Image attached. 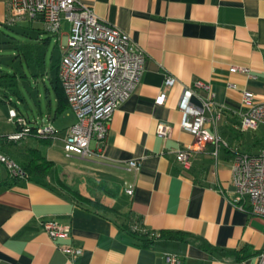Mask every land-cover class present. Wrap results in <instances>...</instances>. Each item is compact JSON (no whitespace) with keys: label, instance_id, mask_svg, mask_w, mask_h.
<instances>
[{"label":"crops","instance_id":"obj_1","mask_svg":"<svg viewBox=\"0 0 264 264\" xmlns=\"http://www.w3.org/2000/svg\"><path fill=\"white\" fill-rule=\"evenodd\" d=\"M78 1L129 34L146 54L144 69L130 95L113 111L104 142H90L94 154L66 157L63 138L75 115L59 99L58 70L69 31V22L62 20L67 30L60 28L49 63L44 55L34 65L40 74H48L56 100L52 119L61 122H51L57 130L54 138L42 139L51 148L28 147L17 158L1 145L19 164L30 158L32 149L53 164L44 176H11L1 168L0 264H166L167 254L178 256L181 264H257L264 250V218L233 202L231 168L238 154L261 151H242L230 139L240 135L234 136V131L247 129L241 123L246 110L241 91L256 100L264 98V0ZM6 18V0H0V26L8 24ZM22 21L46 33L47 38L39 34L37 40L50 44L55 34L45 30L42 16ZM168 76L174 82L165 86ZM197 79L210 85L220 109L206 123L220 141L217 154L215 143L208 142L183 166L172 150L191 144L194 137L180 128L178 105L184 86ZM162 93L165 99L159 104ZM198 95L208 96L203 90ZM191 100L201 105L196 95ZM50 117L48 113L43 118ZM64 117H70L67 123ZM159 123L170 127L165 138L156 133ZM48 148L64 156L52 157ZM133 159L139 168L128 170L127 162ZM129 185L134 186L132 195L125 192ZM46 218L69 227L70 237L50 238L41 226ZM124 222L158 236L144 243L121 226ZM180 234L201 238L214 251ZM66 244L81 249L72 260L60 249Z\"/></svg>","mask_w":264,"mask_h":264},{"label":"built area","instance_id":"obj_2","mask_svg":"<svg viewBox=\"0 0 264 264\" xmlns=\"http://www.w3.org/2000/svg\"><path fill=\"white\" fill-rule=\"evenodd\" d=\"M8 24L20 20H32L42 16L44 27L57 35L62 20L69 22V31L62 54L58 78L68 108L75 115L63 138V150L66 157L86 159L94 152L90 142L103 143L111 115L120 102L126 99L138 84L144 69L146 54L136 46L129 34L99 18L92 8L78 0H6ZM231 71L248 72L242 67H232ZM174 78L167 77L165 86L173 84ZM230 87L235 88L234 84ZM203 90L207 97H200ZM196 95L201 105L192 102ZM242 104L246 110L242 116V128H255L264 125V98L256 100L246 91H241ZM162 93L157 103L162 104ZM178 109L181 114L180 128L190 132L194 141L191 144L172 150L176 161L187 165L194 153L204 150L208 142H214L217 154L219 138L212 134L206 123L212 120V113L220 114L215 107L210 85L195 80L183 88ZM9 120L16 125L15 132L6 135L7 141H17L24 137L51 139L57 132L50 120L30 122L15 109L9 110ZM170 127L159 123L156 133L167 137ZM1 136V135H0ZM6 168L11 176H27L21 166L1 150L0 172ZM128 170L139 168L137 160L127 162ZM231 181L235 189L234 203L248 213L264 218V149L259 154L240 153L233 161ZM134 186L129 185L125 192L132 195ZM43 230L52 239L69 238L70 228L62 226L52 219H42ZM132 229L139 227L134 225ZM145 231L144 229H141ZM158 236V234H153ZM60 249L70 260L78 255L80 248L66 244ZM166 264H181V259L172 254L165 256ZM257 264H264V250L258 255Z\"/></svg>","mask_w":264,"mask_h":264},{"label":"rangeland","instance_id":"obj_3","mask_svg":"<svg viewBox=\"0 0 264 264\" xmlns=\"http://www.w3.org/2000/svg\"><path fill=\"white\" fill-rule=\"evenodd\" d=\"M21 21L0 26V140L2 147L11 151L17 158L24 155L28 147L41 146L46 149L51 146L49 141L27 136L17 141H7L6 135L16 130L15 123L9 120L10 108L17 109L16 111H20L27 119L34 120L35 117L38 122L49 113L52 123L55 122L57 126L61 124L59 117L52 119L56 100L48 74L44 70L40 74L34 69L37 57L42 59L45 55L46 62L49 63L57 35L50 37V44L44 43L42 40H37V37L42 34L41 38H47L46 33L36 29L33 24ZM65 30L67 27L63 22L61 31ZM36 72L37 76L34 75ZM64 119L67 123L70 117ZM242 131V133L234 131V136L240 135L235 139L231 138L230 141L236 143L242 151L260 152L264 146V125ZM59 152L55 149L50 152V156L63 157V152Z\"/></svg>","mask_w":264,"mask_h":264},{"label":"trees","instance_id":"obj_4","mask_svg":"<svg viewBox=\"0 0 264 264\" xmlns=\"http://www.w3.org/2000/svg\"><path fill=\"white\" fill-rule=\"evenodd\" d=\"M60 88H61V86H60ZM61 91H62V88H61ZM59 99H60L61 105L63 104V101H64V104L67 105L63 91L60 93ZM52 164H53L52 161L48 160L44 155H42L38 149H32V150H30V158L27 161L20 163L19 165L24 170L26 175L33 174V175H38V176H44L51 169ZM58 184L66 186L67 188H70L63 181L58 180ZM121 226L124 229H126L134 237L141 239L144 243H149L156 236V235H153L154 234L153 232L150 234L147 231H142L141 227L138 229H132L131 227H129L128 222L127 223L124 222ZM160 235H163V233H161ZM180 235H181L180 238L183 240H186V241L191 242V243H196L201 248H203L205 250H208L211 252L214 251V249L205 240H203L201 238H198V237H196L194 235H190V234H188V235L187 234H180ZM176 236H177V234H176ZM223 253L225 255L236 256V253L233 251L223 250Z\"/></svg>","mask_w":264,"mask_h":264}]
</instances>
